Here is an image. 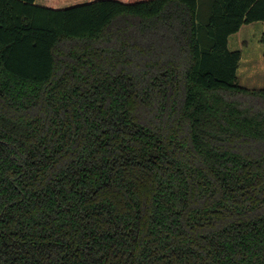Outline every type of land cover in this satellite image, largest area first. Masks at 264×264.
Returning <instances> with one entry per match:
<instances>
[{
    "label": "trees",
    "instance_id": "1",
    "mask_svg": "<svg viewBox=\"0 0 264 264\" xmlns=\"http://www.w3.org/2000/svg\"><path fill=\"white\" fill-rule=\"evenodd\" d=\"M255 21L264 0H0V264H264V87L229 46Z\"/></svg>",
    "mask_w": 264,
    "mask_h": 264
},
{
    "label": "rangeland",
    "instance_id": "2",
    "mask_svg": "<svg viewBox=\"0 0 264 264\" xmlns=\"http://www.w3.org/2000/svg\"><path fill=\"white\" fill-rule=\"evenodd\" d=\"M264 22L245 24L229 38V46L240 49L239 83L249 88L264 87Z\"/></svg>",
    "mask_w": 264,
    "mask_h": 264
},
{
    "label": "crops",
    "instance_id": "3",
    "mask_svg": "<svg viewBox=\"0 0 264 264\" xmlns=\"http://www.w3.org/2000/svg\"><path fill=\"white\" fill-rule=\"evenodd\" d=\"M255 22H257V21H255ZM263 22H264V21H263ZM251 23H252V22H251ZM251 23H247V24H251ZM247 24H246V25H247ZM244 25H245V24H244Z\"/></svg>",
    "mask_w": 264,
    "mask_h": 264
}]
</instances>
